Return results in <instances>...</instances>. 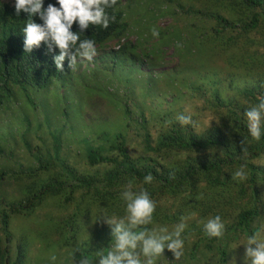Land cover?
Here are the masks:
<instances>
[{
  "label": "trees",
  "instance_id": "obj_1",
  "mask_svg": "<svg viewBox=\"0 0 264 264\" xmlns=\"http://www.w3.org/2000/svg\"><path fill=\"white\" fill-rule=\"evenodd\" d=\"M192 1L197 4L195 10H185V12L193 14L190 18L196 23L189 28H175L166 36V39L170 40L173 37L180 39L183 36L185 45L184 49L181 48L178 52L179 62L181 63L186 56L190 55L191 58L201 61L203 65L193 70V79L183 73L179 75L181 91L167 90L170 98L169 110L146 105L142 113H148L149 121L135 124L121 120L116 125H109L108 128L103 127L102 131H98L100 134L109 135L113 140L114 149L116 148L120 156L119 160L102 155L93 148H84V151L78 154L80 166L74 170L71 169L68 158L62 160L55 155L54 163L51 165H46L41 159L39 169L60 167L54 169L56 176L65 177L73 182L64 185L62 182L51 180L41 181L42 183L26 180L21 196L9 204L12 212L26 214L46 196H59L65 193L67 200H78L76 201L78 204L88 201L86 205L80 204L81 207H86V212L92 211L101 217L103 213L107 216L110 213L118 219H124L127 215L128 201L122 198V194L125 191L138 194L144 190L156 205L151 223L130 228L125 220V226L130 231H144L146 234L149 229L151 231L153 221L164 218L171 222L175 218L171 207H168L165 212L161 211L162 199L172 200L180 194L186 196L194 193L199 203V211L207 214L211 204H216L218 207L219 202H223L225 205L232 206L230 200H225L227 197L243 198L241 202L245 206L237 212L236 221L225 227L222 237L210 238L204 227H199L194 233L196 241L192 248L204 249L201 262L206 260L204 258L206 253L215 250L218 264H229L227 255L230 250L228 251L219 243L233 229L240 227V231L247 236L258 232V228H250V223L251 219L258 216L261 208L264 207L260 199V188L264 184V121H262L261 139L255 141L250 136L245 112L264 99V89L262 85L259 88L251 86L242 94L239 92L231 94L234 88L231 71L229 68V70L222 68L227 67L224 51L230 54L228 58L233 61L234 64L231 63L233 66L243 72L262 73V82H264V52L262 54L244 52L236 43V35L247 37L249 33L257 29L264 31V0ZM160 2L161 0H157V3ZM49 3L59 7L57 0H44V7L47 8ZM132 6L133 3L130 1L123 10L121 0H117L115 6L106 8L109 16H115V21L110 22L107 29L89 25L81 30L78 22H75L71 30L79 32L81 40L91 39L95 42V46L100 45L124 33L126 27L124 18L132 15L126 10ZM33 20L43 24L38 15L34 16ZM28 21L26 13L22 12L20 16H17L14 6L0 2V105L4 99L11 96L14 100L19 90L25 91L24 100L28 103L32 99L31 87L52 85L53 89H57L58 79L61 78L69 79L65 83L69 90L76 89L72 81V72L69 70L68 74L64 71L66 65L63 61L69 60L68 56L61 62L63 71L57 70L55 57L59 55L60 50L54 43L41 41L40 45L33 46L30 52L24 50L25 37L22 29ZM148 25L152 31H155L153 23L150 22ZM196 44H198L196 49L200 50L192 52L190 47ZM121 49L124 47L122 46ZM153 50L156 52L159 50L158 44L153 47ZM214 54L220 59L222 68H215L213 66L218 64L210 62ZM175 79H177L176 76L170 75L166 82L167 86L170 87ZM102 87L104 86L100 85V88ZM238 93L241 96H238ZM72 100L67 96L54 100L56 104L45 100L39 106L40 116L49 113L53 118L59 117L61 123H58V127L62 129L64 124L68 125L72 122L70 116L74 109L69 106V102L73 103ZM222 100L225 101L224 104ZM61 101L62 104H60ZM210 109L218 118V122L211 126L206 122ZM179 115L191 116L192 123L181 125L177 120ZM45 123L49 122H42V124ZM39 128L40 126L36 125V129ZM100 129L101 126L98 130ZM152 131L156 133L155 139ZM134 138L140 139V145L145 148L143 151H149L142 156L144 159L141 166L134 165V159L130 154V140ZM178 155L181 156L175 159ZM105 164H111L112 167L102 174V178L78 174L79 171L84 172L92 166ZM242 165L247 173V179L244 181L233 179V174ZM149 173L152 174L153 180L151 183H144V177ZM5 175V172H2L0 179ZM14 178L23 179L24 177L15 176ZM97 181H100V184ZM197 193L200 194L197 195ZM178 212L183 211L178 208ZM111 227L112 230L106 235L114 236V226L111 225ZM6 251H8L7 248L0 250V264H9L10 257L5 253ZM190 253L191 256L195 254L194 251ZM239 257V255L234 257L235 263L245 264V261L240 260Z\"/></svg>",
  "mask_w": 264,
  "mask_h": 264
},
{
  "label": "rangeland",
  "instance_id": "obj_2",
  "mask_svg": "<svg viewBox=\"0 0 264 264\" xmlns=\"http://www.w3.org/2000/svg\"><path fill=\"white\" fill-rule=\"evenodd\" d=\"M130 1L133 6L126 12L132 15L124 18L126 22L124 33L98 46L91 61L80 59L74 65V73H80L76 87L74 86L75 91L72 90L73 88L69 90L64 85L57 89H53L52 85L31 87L30 102L24 100L25 91L19 90L14 100L11 96L4 99L0 105V174L2 172L6 174L0 179V250L8 249L5 253L10 257L9 264H82L85 259H88L90 264H99L100 257L97 253L106 254L115 242L114 236L106 235L112 230L111 225L106 222L108 217H112L110 213L108 216L103 213L101 217L92 211L86 212V207H81L80 204L86 205L88 201L78 204L76 202L78 200H67L65 193L59 196H46L26 214L12 212L9 204L21 196L26 180L40 183L51 180L62 182L64 185L73 182L65 177L56 176L54 169L60 167L39 169L41 159L46 165H51L54 163L55 155L62 160L68 158L69 165L74 170L80 166L78 154L84 151V148H93L102 155L119 160L120 156L116 148L114 149L113 140L109 135L100 134L98 131H102L103 127L116 125L121 120L135 124L149 121L148 113H142L146 105L168 111L170 98L167 90L181 91L179 75L183 73L193 79V70L203 65L201 61L191 58L190 55L179 62L178 52L181 48L184 49L185 45L183 36L180 39L176 37L166 39L175 28H189L196 23L190 18L193 14L185 12V10L194 11L197 6L195 2L161 0L157 3V0H121V8L124 10ZM150 22L153 23L158 35H153L148 25ZM236 37L237 45L244 52L260 54L264 52L263 30L257 29L247 37L238 35ZM156 44L159 47L157 52L153 50ZM197 45L190 47L192 52L200 50L196 49ZM122 46L124 49H121ZM223 53L227 67L220 66L221 62L216 54L210 62L218 64L213 66L215 68L230 69L234 86L231 94L232 92L242 94L251 86L259 88L262 85L264 89L262 73L241 71L231 64L233 61L228 58L230 54L224 51ZM170 75L176 76L178 80L175 79L168 87L166 82ZM100 85L104 87L100 88ZM239 93L237 95L241 96ZM62 96H67L70 100L74 99L73 103L69 102V106L74 110L70 116L72 122L68 125L63 123V128L59 129L60 118L57 116L53 118L49 113L40 116L39 106L45 100L56 104L54 100ZM194 99L198 100V98ZM224 102L222 100V104ZM42 122L49 123L42 124ZM206 122L209 126L218 122L212 109L207 114ZM36 125L40 128L36 129ZM100 126L101 129L98 130ZM152 132L155 139L156 133ZM139 142L138 138L130 140V154L135 166H141L144 159L142 156L149 153L147 150L143 151L145 148ZM111 167V164L95 165L84 172L79 171L78 174L102 178V174ZM34 171L36 173H33ZM15 176L24 178L15 179ZM97 182L100 184V181ZM260 199L264 204V184L260 188ZM225 200H230L233 205L219 202L217 207L216 204H211L210 211L202 214L194 193L186 196L180 194L172 200L162 199L161 211L165 212L171 207L175 218L171 222L164 218L153 221L151 231L149 229L145 238L172 235L182 222L187 227L179 237L183 240V255L180 259L176 260L173 253L165 247L163 255L156 260V264H218L215 250L206 253L204 257L206 260L201 262L204 249L195 250L192 245L196 241L194 233L199 227H204L209 219L215 218L216 214H219L225 227L236 221L237 212L245 206L241 202L243 198L227 197ZM178 208L183 212H178ZM6 215L9 217H5ZM250 228H258L260 237L264 238V207L261 208L258 216L251 219ZM189 231L190 233H187ZM248 237L238 227L220 241L219 244L230 250L229 255L232 257L227 255L229 264H236L234 257L238 255L240 260L245 261ZM136 251L140 253L139 244ZM191 251L195 252L194 256H191ZM53 256L56 257L55 260L51 259ZM140 259L142 262L146 260L142 254Z\"/></svg>",
  "mask_w": 264,
  "mask_h": 264
},
{
  "label": "clouds",
  "instance_id": "obj_3",
  "mask_svg": "<svg viewBox=\"0 0 264 264\" xmlns=\"http://www.w3.org/2000/svg\"><path fill=\"white\" fill-rule=\"evenodd\" d=\"M1 3L14 6L15 14L26 13L29 21L23 27L24 33V50L30 52L33 46H39L41 41H50L60 50L59 55L55 57V64L58 71H63L62 61L66 56L69 60H64L65 70L69 74L72 72L74 86L77 84L80 73H74L73 67L80 59L91 61L96 54L95 42L91 39L80 38L79 32H73L72 25L78 22L81 30L89 25L99 26L107 29L110 22L115 21V16H109L106 8H112L117 4V0H57L59 7L49 3L47 8L44 7V0H0ZM39 16L43 24L33 20L34 16ZM153 35H158L153 31ZM59 86L65 85L68 78L58 79ZM248 121V130L253 140L259 141L262 135V121H264V99L258 104L250 107L245 112ZM177 120L181 125L192 123L191 116L179 115ZM246 149L244 148V151ZM233 179L244 181L247 179V173L242 165L234 174ZM153 176L151 173L144 177V183H151ZM131 187V184H129ZM122 198L126 201L127 215L124 219H117L115 216L108 217L106 222L113 225V234L115 238L114 246L111 250L97 253L99 264H156V260L163 255L165 247L170 250L175 259L179 260L183 255V240L179 239L181 232L187 227L185 223H180L172 235H162L158 238L150 236L145 238L144 231H130L125 226V220L128 227L136 228L137 226L151 223L155 211V203L150 199L149 194L141 190L138 194L131 191H125ZM225 225L220 216L209 219L204 224L206 234L211 237H222ZM166 231V229L164 230ZM173 235L176 237L173 239ZM167 242V243H166ZM140 245V253L136 250ZM253 245H255L253 247ZM146 258L142 262L140 255ZM55 260L56 257H51ZM264 264V238L260 233H254L246 241L245 264ZM82 264H90L88 259L82 261Z\"/></svg>",
  "mask_w": 264,
  "mask_h": 264
}]
</instances>
